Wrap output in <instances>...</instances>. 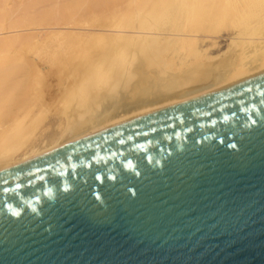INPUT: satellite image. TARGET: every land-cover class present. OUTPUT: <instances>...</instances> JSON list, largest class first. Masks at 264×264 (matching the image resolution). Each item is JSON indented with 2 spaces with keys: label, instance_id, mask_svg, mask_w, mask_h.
<instances>
[{
  "label": "water",
  "instance_id": "water-1",
  "mask_svg": "<svg viewBox=\"0 0 264 264\" xmlns=\"http://www.w3.org/2000/svg\"><path fill=\"white\" fill-rule=\"evenodd\" d=\"M0 264H264V74L0 172Z\"/></svg>",
  "mask_w": 264,
  "mask_h": 264
},
{
  "label": "bare ground",
  "instance_id": "bare-ground-1",
  "mask_svg": "<svg viewBox=\"0 0 264 264\" xmlns=\"http://www.w3.org/2000/svg\"><path fill=\"white\" fill-rule=\"evenodd\" d=\"M26 5L0 0V172L264 74V0Z\"/></svg>",
  "mask_w": 264,
  "mask_h": 264
},
{
  "label": "rangeland",
  "instance_id": "rangeland-1",
  "mask_svg": "<svg viewBox=\"0 0 264 264\" xmlns=\"http://www.w3.org/2000/svg\"><path fill=\"white\" fill-rule=\"evenodd\" d=\"M24 5H26V4H28V5H31V4H33L35 1H38V0H20ZM14 5V7H16V2L13 4ZM48 5V3L46 2V3H44V4H38L35 8L36 9H40V8H42V7H44V6H47ZM27 6V5H26ZM221 46H223V44H222V42H221Z\"/></svg>",
  "mask_w": 264,
  "mask_h": 264
}]
</instances>
